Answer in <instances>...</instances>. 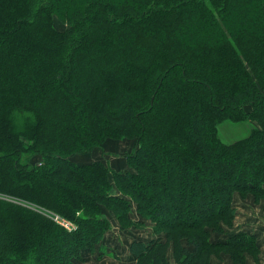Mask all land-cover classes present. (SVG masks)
<instances>
[{
	"label": "trees",
	"instance_id": "1",
	"mask_svg": "<svg viewBox=\"0 0 264 264\" xmlns=\"http://www.w3.org/2000/svg\"><path fill=\"white\" fill-rule=\"evenodd\" d=\"M224 120L257 126L225 144ZM134 134L135 172L71 160ZM234 192L264 201V0H0V264L80 263L108 213L207 264L256 248L209 240ZM159 241H132L127 264H166Z\"/></svg>",
	"mask_w": 264,
	"mask_h": 264
},
{
	"label": "rangeland",
	"instance_id": "2",
	"mask_svg": "<svg viewBox=\"0 0 264 264\" xmlns=\"http://www.w3.org/2000/svg\"><path fill=\"white\" fill-rule=\"evenodd\" d=\"M54 27L60 31L65 29V26L58 21H54ZM24 116L26 118L28 116L27 113L24 114ZM256 126L257 124L250 120L240 122L224 120L217 127V135L221 142L231 144L247 138ZM16 127L18 128V125H16L15 128ZM17 130L18 132L21 131L20 128ZM135 138L136 134L129 138H107L99 147H96L92 151L84 154L74 155L71 160L75 164L81 166L101 162L113 171L119 173L135 172L133 168L129 167L127 159L123 157L124 154H129L134 150L136 143ZM131 146L133 148H131ZM112 152L123 154L122 161H119L118 163L113 162V159L110 158L112 157ZM30 162H32V164L36 163V165L40 166L42 165L43 158L40 155H34L32 156ZM150 163L153 162L150 161ZM205 180L207 183L210 182L207 178ZM0 197L4 196L0 195ZM179 200L180 197L178 196L176 203ZM232 202V206L235 208L233 218L225 222L223 221L224 223H221L222 230L211 232L209 240L212 242H225L233 234L243 232L256 237V248L249 250L238 249L235 251L230 250L232 247L208 248L207 250H204V256H206L205 259H207L208 262L207 264H264V201H261V198H259V200L255 202L254 196L250 193L240 195V193L234 192ZM194 203H196V200ZM165 206L170 209L168 202L164 203V207ZM106 216L111 223V231L104 237V240L100 243L99 248H96L92 252H83L82 256L84 257V260L80 263L76 262L75 264L130 263L133 261V258L127 250L129 240H149L154 239L155 237H158L160 240L159 242L164 244L161 249L163 250L165 260L168 264L185 263L184 257L180 254L175 241L169 240V238L165 236L164 231L156 234L150 227H143L140 229L122 228L113 213H108ZM52 219L54 222L67 229L72 228L71 224L68 222L66 223L58 217H53ZM179 246H184L183 240H181ZM95 256H99L101 258L100 261L102 260V262L96 263Z\"/></svg>",
	"mask_w": 264,
	"mask_h": 264
},
{
	"label": "crops",
	"instance_id": "3",
	"mask_svg": "<svg viewBox=\"0 0 264 264\" xmlns=\"http://www.w3.org/2000/svg\"><path fill=\"white\" fill-rule=\"evenodd\" d=\"M134 146V145H133ZM131 148H133L132 146H131ZM132 151V150H131ZM111 155H112V157H110L111 159H113L112 161L113 162H119V161H122V159H123V154H120V153H117V152H112L111 153ZM125 155V154H124ZM123 156V157H122ZM109 158V159H110ZM111 161V160H110ZM133 215V219L134 220H139L140 219V217L136 214V213H133L132 214ZM145 228L146 227H149V226H144ZM127 229H140V228H134V227H131V228H127ZM110 231H111V229H110ZM110 231H108L106 234H105V236L110 232ZM104 236V237H105ZM104 240V238L102 239V241ZM134 240H136V241H144V242H148L149 240H151V239H149V240H144V239H134ZM134 240H129V242H128V248H127V250H128V252H129V254H130V251H129V247H130V244H131V242L132 241H134ZM101 241V242H102ZM131 255V254H130ZM132 256V255H131ZM133 258V257H132ZM100 257L99 256H95V261H96V263H100V262H102V260L100 261ZM83 264H85V263H83ZM122 264V263H121ZM124 264H127V263H124Z\"/></svg>",
	"mask_w": 264,
	"mask_h": 264
}]
</instances>
